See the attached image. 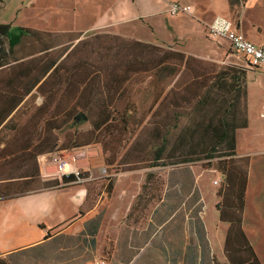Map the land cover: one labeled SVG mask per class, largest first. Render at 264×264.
Masks as SVG:
<instances>
[{
    "label": "trees",
    "instance_id": "16d2710c",
    "mask_svg": "<svg viewBox=\"0 0 264 264\" xmlns=\"http://www.w3.org/2000/svg\"><path fill=\"white\" fill-rule=\"evenodd\" d=\"M81 35L80 31H47L0 22V200L76 184L78 177L87 175L71 173L59 179L44 180L40 177L37 161L39 155L57 148L56 132L74 118L77 107L85 110L92 100L101 104L107 99L106 93L101 102L95 98L98 75H93L95 70L91 63L77 57L66 64L72 55L80 54L73 49L82 48L84 40L68 48ZM124 40L118 45V51L124 46L125 51L132 53V59L129 64L125 63L121 73L111 72L113 77L101 83L103 89L122 91L129 79V75H125L129 65L140 71L146 64L143 70L158 74L153 75L160 80V87L150 106V111L156 106L151 114L155 116L159 106L169 105L171 110L165 115L166 120L155 121L154 134L163 139L157 158L166 150L168 136L177 126L176 108L180 100H195L198 115L192 127L186 126L181 134L173 133L174 142L163 165L203 159L209 165L214 163L215 169L223 175L217 190L220 199L215 207L218 219L228 224L223 245L226 262L222 264H262L242 225L249 157L235 154L234 132L237 127H246L247 121L244 118L242 123L235 125L230 120L235 113L232 108L239 103L240 94L236 92L240 91L245 75L232 74L231 67L218 71V75H209L201 59L170 48L147 59L146 52L153 48L151 43ZM110 47L113 46L107 45ZM187 72L190 75L181 82L179 78ZM218 87L224 89V93L218 94ZM34 95L42 97L41 103L21 119L23 106ZM104 109L97 112L94 130L108 125L109 115ZM82 144L85 143L71 146ZM177 150L184 152L178 156ZM215 157L217 160L212 162ZM159 185L157 172L153 170L143 173L140 180L131 174L120 176L115 184L107 183L109 201L96 238L98 255H109V246L121 221L126 219L134 223L138 211L144 212L148 204L160 198ZM0 264L10 263L0 259ZM214 264L219 263L214 261Z\"/></svg>",
    "mask_w": 264,
    "mask_h": 264
},
{
    "label": "rangeland",
    "instance_id": "374dc122",
    "mask_svg": "<svg viewBox=\"0 0 264 264\" xmlns=\"http://www.w3.org/2000/svg\"><path fill=\"white\" fill-rule=\"evenodd\" d=\"M27 3L28 0H0V22L10 23L13 26L31 25L33 16L28 10ZM223 3L224 0H216L214 4L218 7ZM252 10V7L247 4V0H231L228 6L229 16L232 19L240 21L246 15L244 30L248 37L257 39L260 34L257 35L254 32L250 22L252 20L258 22L252 25L255 28L261 25L264 32V12ZM173 19V25L179 35L185 34V31L189 29L192 30L187 34L190 39L188 40L187 36L169 38L170 33L165 29L162 21L154 19L152 22L156 35L164 40L156 38L151 42L153 48L146 52L147 59L159 56L167 48L180 49L186 54L191 50L199 53L209 52L211 43L204 38V34V37L201 36L202 40L198 36L199 31L196 32L197 29H194L192 23L187 20L180 21L181 18L177 17ZM136 25L139 26L142 34L150 35L145 25L141 23ZM167 38L169 40L165 41ZM124 39L126 38L118 35L88 32L82 34L68 48L70 50L79 40H84L82 48L79 46L73 49L74 53L79 52L80 54L72 55L66 64L77 57L91 63V67H94L95 70L93 75H98L95 80V98L100 99L101 102L105 93L109 96L107 95L106 101L103 100L104 102L101 104L96 103L95 99L92 100L89 103V108L85 110L77 107L74 118L56 132L58 136L57 148L39 156L37 158L38 165L43 164L46 160L53 161L55 164L53 177L61 178L62 169L59 164L60 160L65 159L69 165L67 168L74 172L87 173L85 177L88 178L78 183L85 184L91 197H95L98 192L103 193L100 200L105 207L109 201L106 195V185L109 181L115 184L120 176L131 174L137 175L140 180L141 175L146 171H156L162 200H153L150 205L156 206L158 203H162L164 208L169 211L179 204L180 224L181 227L183 225L186 228L191 245L199 246L201 250L211 249L207 230L203 228L204 220L209 225L210 235L215 239L225 233L227 225L218 219V212L215 209V204L220 199L217 190L222 184L223 175L215 169L214 163L209 165L206 159L163 165L167 158V151L171 148L172 141L174 142L175 132L181 134L186 126L192 127V123L198 115L195 100L192 99L190 102L180 100V104L176 108L177 126L168 136L169 142L166 150L160 155V158H157V150L162 145L163 139L154 134L155 121L166 120L165 115L171 110L169 105H164L157 107L155 116L151 114L156 106L151 111L150 106L160 87V80H157L153 75L158 74L143 70L146 64L140 71L133 70L134 67L129 65L125 68L127 70L125 75H129V79L121 89L122 91L115 92L113 88L106 91L101 85L102 82L110 79L111 75H114L111 74L112 71L121 73L125 63L129 64L128 61L132 59V53L125 51L124 46L118 51V45H121L125 41ZM107 45L113 47L107 48ZM218 45L220 46V43ZM221 47L224 53L221 56L211 54L212 56L209 58H204L202 67L209 75H218V71L227 69V67L232 68V74L245 75L239 86L240 91L236 92L240 94V99L239 103L232 108L235 113L230 120L235 125L242 123L244 118L247 121L246 127H237L234 132L235 154H238L239 151L249 157L250 178L248 176V179L250 184L249 190L246 192L247 198L245 197L243 224L247 234L257 242L255 251L264 263V71L250 68L244 59L234 54L225 42H222ZM188 75H190L189 72L183 73L179 80L184 81ZM151 80H153L152 83ZM216 90L218 94L224 93V89H219V87ZM243 90L245 95H243ZM41 101V96H32L23 106V114H20L19 117L24 119ZM103 108H105L104 112L109 115L108 125L94 130L93 121L98 119L97 112ZM78 115L81 116L78 117ZM77 142L85 144L71 146ZM62 145H68V147L61 148ZM183 152L177 150L176 155L181 156ZM217 158L215 157L211 161L215 162ZM63 188L60 186L57 189ZM61 193L67 192L64 190L60 191ZM63 203L65 202L60 200L57 203L59 208L38 214L37 218L46 224L60 222L73 210L71 203ZM3 213L4 211L0 208V215L2 216ZM11 215L14 214L11 213ZM200 215L204 217L203 221ZM137 220H139L138 215ZM97 222L98 218H94L87 224L88 228L93 230L96 228ZM194 225L196 227L195 234ZM169 227L171 226L166 227L165 233ZM14 232L13 228L5 233L0 231V249L8 246H21L25 240L33 238L13 237ZM162 238L165 243L163 249L167 250V246L171 249L173 237H159L158 241L161 242ZM63 240L65 237H56L47 246L43 244L31 248L30 253H25L40 256L46 249L52 250ZM214 245L216 248L213 251L216 257V249L219 252L221 243L215 241Z\"/></svg>",
    "mask_w": 264,
    "mask_h": 264
},
{
    "label": "crops",
    "instance_id": "0c3cea01",
    "mask_svg": "<svg viewBox=\"0 0 264 264\" xmlns=\"http://www.w3.org/2000/svg\"><path fill=\"white\" fill-rule=\"evenodd\" d=\"M172 1L189 5L190 13L169 14L167 8ZM215 1L28 0L27 5L29 12L33 16L29 27L47 31H80L82 34L100 32L148 43H151L156 38L164 40L156 35L152 22L154 19L162 21L165 29L170 33L169 38L172 36H187L189 40L190 37L187 34L192 30L185 31L183 35H179L176 32L173 18L177 17L181 18L180 21L187 20L192 23L194 29H197L196 32L199 31V38L202 39L205 36L204 38L211 43V49L207 53L191 50L189 53H185L186 55L189 54L201 60L209 58L212 56L211 54L221 56L224 53L221 45L222 42H225L234 54L240 56L233 51L226 40L208 38L206 25L218 16L228 18L234 21L236 28L248 37L244 30V17L246 15L240 21H236L229 16V0H224V3L218 5V7L214 4ZM263 2L264 0H247L249 7L258 12H264ZM137 23L145 25L150 35L142 34L141 29L136 25ZM254 23L258 22L252 20L250 22L251 28L257 35H260L257 39L248 38L260 43L264 41V32L261 25L255 28L252 25ZM169 38L165 39V41L169 40ZM218 43H220V46ZM174 50L183 52L180 49L174 48ZM41 155L39 156L41 157ZM237 155L243 154L238 151ZM39 171L40 176L44 180L57 178L53 177L55 171L53 161L46 160L43 164L40 163ZM248 176L250 178V172H248ZM249 184L248 179L246 192L249 190ZM64 190L67 193L60 194V191ZM102 195L103 193L100 194L98 192L95 197H91L85 184L76 183L68 184L63 189H46L0 200V208L4 211L2 216L0 215V231L5 233L13 228L15 230L13 237H33L25 240L21 246L1 248L0 259L10 264H100L99 261L101 260H104L105 264H214V261L222 264L226 262L223 245L228 227L227 223L225 233L220 236L221 238L218 236L215 239V237L210 235L209 225L207 222L205 223L204 217L200 215L202 221L204 220L203 228L207 230L208 240L211 244V249L201 250L199 246L191 245L186 228L183 225L181 227L180 205L177 204L176 208L168 211L162 203H158L156 206L150 205V203L144 212L138 211L136 214L139 220L134 223H129L126 219L121 221L117 226L112 244L109 246V255L105 257L98 255L96 252V238L106 212V207L102 205L103 202L100 200ZM245 197L247 198V193ZM60 200L65 203L69 202L73 206L70 214L62 218L60 222L46 224L37 218L38 214L53 208H59L57 203ZM157 200L162 199L160 197ZM11 213L14 215L12 216ZM94 218H98V222L95 226L96 228L91 230L87 224ZM242 225L255 251L257 242L247 234L243 223ZM168 226L171 227L165 233V229ZM195 231L196 227L194 225V234L196 233ZM56 237H65V240L52 248V250L46 249L40 256L29 254L31 248L39 247L43 244L47 246ZM159 237H173L171 239V249L167 246V250H164L165 243L163 238L159 242ZM215 241L219 244L221 243L219 252L216 249V257L213 251L216 248L214 245ZM24 254L28 255L25 256ZM261 263L264 264L262 261Z\"/></svg>",
    "mask_w": 264,
    "mask_h": 264
},
{
    "label": "built area",
    "instance_id": "2783aa9c",
    "mask_svg": "<svg viewBox=\"0 0 264 264\" xmlns=\"http://www.w3.org/2000/svg\"><path fill=\"white\" fill-rule=\"evenodd\" d=\"M167 12L171 15L190 13V6L178 1H172L168 5ZM206 31L208 38L212 40H226L233 51L239 54L250 68L264 71V41L256 43L250 40L241 30L236 28L234 21L220 16L215 17L206 25ZM59 165L62 169L61 177L68 176L71 173L80 174L67 168L69 165L65 159L60 160ZM87 178L78 177L75 182H82ZM99 263L105 264V261L101 260Z\"/></svg>",
    "mask_w": 264,
    "mask_h": 264
},
{
    "label": "water",
    "instance_id": "95a60500",
    "mask_svg": "<svg viewBox=\"0 0 264 264\" xmlns=\"http://www.w3.org/2000/svg\"><path fill=\"white\" fill-rule=\"evenodd\" d=\"M81 116V115H80Z\"/></svg>",
    "mask_w": 264,
    "mask_h": 264
}]
</instances>
